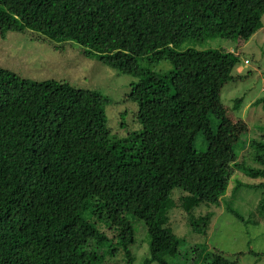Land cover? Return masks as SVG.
<instances>
[{"label": "trees", "instance_id": "obj_1", "mask_svg": "<svg viewBox=\"0 0 264 264\" xmlns=\"http://www.w3.org/2000/svg\"><path fill=\"white\" fill-rule=\"evenodd\" d=\"M263 15L264 0H0L1 38L28 32L57 51L74 43L130 77L126 100L140 125L121 139L100 92L0 67V264H108L120 253L129 264L135 221L149 241L142 264H171L180 246L167 222L179 204L173 189L183 205L187 197L214 203L239 166L256 182L236 183L233 193L264 188L263 141L245 143L257 168L238 163L231 142L223 161L207 152L219 126L230 125L213 102L240 77L232 74L239 56L195 47L248 41ZM160 62L171 69H153ZM197 137L206 151L196 150ZM198 253L199 264H238Z\"/></svg>", "mask_w": 264, "mask_h": 264}, {"label": "rangeland", "instance_id": "obj_2", "mask_svg": "<svg viewBox=\"0 0 264 264\" xmlns=\"http://www.w3.org/2000/svg\"><path fill=\"white\" fill-rule=\"evenodd\" d=\"M206 12L208 16L214 14L218 18L215 11L206 8ZM262 24L264 27V15ZM195 47L235 51L234 54L240 59L232 73L240 77L222 86L213 102L225 112L230 125L219 126L218 144L210 150L197 137L196 150L204 152L207 149L211 157L215 156L217 160L223 161L224 156L230 154L231 142L237 162H242L244 157L247 167L257 168L250 160H246L249 150L245 143L249 139L264 142V94L261 92L264 87V28L248 41L217 38ZM81 51L74 43L57 51L53 45L34 40L28 32H8L3 38L0 36V67L33 80L54 79L79 88L96 90L110 100L106 108L108 125L119 134V138L138 132L140 125L134 116L136 104L126 100L131 78L101 65L91 57H85ZM245 60L247 64H244ZM153 69L168 70L171 65L160 62ZM239 98L242 102L236 108L235 101ZM223 144L225 148H221ZM232 162L234 161H227V164L230 166ZM232 169L234 173L230 176L226 190L214 203L197 206V199L187 197L184 200L186 204L183 205L180 203L182 190L173 189L172 198L179 204L176 203L169 210L167 222L170 231L179 238L180 246L171 264H199L198 251H218L222 260L229 263L236 261L238 264H264V188L242 186L233 193L231 189L236 183L252 185L256 181L244 175L242 166ZM134 230L135 240L130 248L133 259L129 264H142L149 257V241L143 223L135 221ZM106 262L125 264L123 253Z\"/></svg>", "mask_w": 264, "mask_h": 264}, {"label": "clouds", "instance_id": "obj_3", "mask_svg": "<svg viewBox=\"0 0 264 264\" xmlns=\"http://www.w3.org/2000/svg\"><path fill=\"white\" fill-rule=\"evenodd\" d=\"M245 62H246V63H245ZM244 64H247V60L244 61ZM263 88H264V87H263ZM263 88H262V89H263ZM262 89H261V92L264 94V92L262 91Z\"/></svg>", "mask_w": 264, "mask_h": 264}, {"label": "built area", "instance_id": "obj_4", "mask_svg": "<svg viewBox=\"0 0 264 264\" xmlns=\"http://www.w3.org/2000/svg\"><path fill=\"white\" fill-rule=\"evenodd\" d=\"M246 63V62H245ZM262 91L264 92V88L262 89Z\"/></svg>", "mask_w": 264, "mask_h": 264}, {"label": "crops", "instance_id": "obj_5", "mask_svg": "<svg viewBox=\"0 0 264 264\" xmlns=\"http://www.w3.org/2000/svg\"><path fill=\"white\" fill-rule=\"evenodd\" d=\"M264 28V27H263Z\"/></svg>", "mask_w": 264, "mask_h": 264}]
</instances>
